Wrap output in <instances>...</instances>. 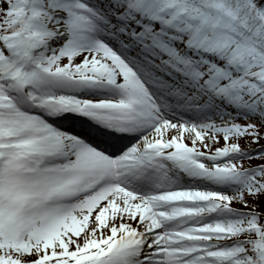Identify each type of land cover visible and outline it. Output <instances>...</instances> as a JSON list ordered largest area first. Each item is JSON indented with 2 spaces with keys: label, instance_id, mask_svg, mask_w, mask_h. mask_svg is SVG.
<instances>
[{
  "label": "snow or ice",
  "instance_id": "1",
  "mask_svg": "<svg viewBox=\"0 0 264 264\" xmlns=\"http://www.w3.org/2000/svg\"><path fill=\"white\" fill-rule=\"evenodd\" d=\"M262 142L264 0H0V264H264Z\"/></svg>",
  "mask_w": 264,
  "mask_h": 264
},
{
  "label": "rangeland",
  "instance_id": "2",
  "mask_svg": "<svg viewBox=\"0 0 264 264\" xmlns=\"http://www.w3.org/2000/svg\"><path fill=\"white\" fill-rule=\"evenodd\" d=\"M262 143H264V142H262ZM253 163H258V161H255V160H254Z\"/></svg>",
  "mask_w": 264,
  "mask_h": 264
}]
</instances>
